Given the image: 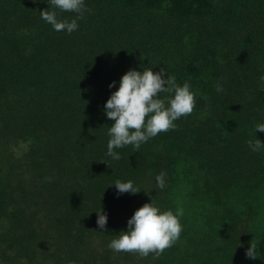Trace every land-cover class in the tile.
<instances>
[{
	"label": "trees",
	"instance_id": "16d2710c",
	"mask_svg": "<svg viewBox=\"0 0 264 264\" xmlns=\"http://www.w3.org/2000/svg\"><path fill=\"white\" fill-rule=\"evenodd\" d=\"M84 4L69 34L41 18L48 0H0V264H264V149L247 143L264 142V0ZM147 67L190 83L195 108L113 160L105 104ZM152 201L183 209L179 239L159 256L112 250Z\"/></svg>",
	"mask_w": 264,
	"mask_h": 264
},
{
	"label": "clouds",
	"instance_id": "9594fccd",
	"mask_svg": "<svg viewBox=\"0 0 264 264\" xmlns=\"http://www.w3.org/2000/svg\"><path fill=\"white\" fill-rule=\"evenodd\" d=\"M50 7L40 12L41 18L50 24L57 32L66 31L71 34L77 30L79 19L83 18L85 11L84 0H48ZM51 9V10H49ZM75 13V18L60 19L58 12ZM164 68L159 72H153L150 67L144 70H129L120 80L119 88L113 92L105 104V113L114 124L109 127L110 137L107 144V155L113 160H119L120 155L115 149L132 145L139 149L140 145L147 142L161 132L176 129L174 123L182 116L190 115L196 105V93L191 90V85L185 82L178 85L174 76L167 75ZM264 80V76L261 77ZM115 81L109 85L113 87ZM166 85V86H165ZM216 91H224L221 84L217 83ZM161 93H171L161 98ZM264 132V123L257 124L254 132ZM252 151L264 149V142L254 138L247 141ZM157 186L165 187V174L156 176ZM118 193H138L140 190L134 187L131 180L114 184ZM97 225L105 229L107 214L102 208L97 212ZM183 209L177 208L174 214L172 210L161 211L152 201L145 203L128 220V230L121 231L118 238L113 239L109 247L116 252L138 253L147 257L150 253L161 255L167 248L179 239L183 230L180 218ZM106 231V229H105ZM259 243L251 241L246 250V257L256 259ZM75 264V262H70Z\"/></svg>",
	"mask_w": 264,
	"mask_h": 264
}]
</instances>
